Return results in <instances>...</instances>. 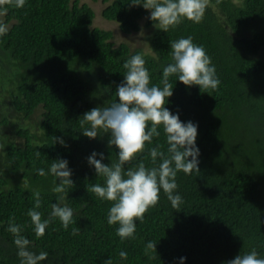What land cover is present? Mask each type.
<instances>
[{
	"label": "trees",
	"instance_id": "obj_1",
	"mask_svg": "<svg viewBox=\"0 0 264 264\" xmlns=\"http://www.w3.org/2000/svg\"><path fill=\"white\" fill-rule=\"evenodd\" d=\"M100 1L107 5L103 18L126 35L139 33L147 21L148 50L117 46L112 31L94 27L93 8L78 0L0 3L5 19L0 26L10 27L0 34V264H20L8 230L12 224L20 226L30 251L48 253L41 264H106L109 259L111 264H179V257H187L186 264H226L253 249L264 257V0H207L200 23L185 19L167 32L153 26L149 10L131 6L130 0H93ZM189 36L204 47L221 81L216 90H200L169 77L173 96L166 107L199 125V171L177 173L179 209L161 190L158 203L137 221L134 236L121 240L118 225L107 223L113 202L91 191L104 178L87 163L96 151L111 166L118 162V150L109 146L110 134L103 130L96 139L85 137L90 125L82 116L117 102L123 64L137 53L145 60L150 85L163 87L170 42ZM159 130L161 135L146 142L125 171L141 163L157 166L161 161L153 163L150 149L158 145L167 155ZM60 158L69 161L73 184L55 193L56 178L37 170L47 172ZM61 196L74 212L67 229L49 216ZM33 208L50 220L41 237L27 214ZM148 242L156 251L147 249Z\"/></svg>",
	"mask_w": 264,
	"mask_h": 264
},
{
	"label": "clouds",
	"instance_id": "obj_2",
	"mask_svg": "<svg viewBox=\"0 0 264 264\" xmlns=\"http://www.w3.org/2000/svg\"><path fill=\"white\" fill-rule=\"evenodd\" d=\"M23 3L24 0H17L18 6H23ZM130 4L149 10L148 19L155 28L164 32L185 19L200 23L207 8V0H130ZM2 32L0 29V34ZM170 49L171 62L162 71L163 87L150 85V73L145 67V60L137 53L123 64L126 71L116 89L117 102L109 107L92 108L82 116L83 122L90 125L82 132L85 137L96 139L98 131L103 130L110 134L109 146H115L118 150V162L111 166L103 163L104 153L96 151L87 157V163L94 168L96 176L104 178V184H94L91 191L101 200L113 202L107 213V223L118 225L116 234L121 240L134 236L137 221H142L147 210L158 203L161 190L167 195L171 206L179 209L183 198L177 191V173L182 171L189 175L193 170L199 171L200 149L196 143L199 125L191 120L182 121L179 112L174 113L166 107L173 96L169 77L176 76L183 85L198 86L200 90H216L221 81L211 57L202 45L193 43L192 37L170 42ZM161 128L168 145L167 155L159 150L158 145L150 149L153 163H156L157 158L161 161L157 166L147 168L141 163L125 171V164L143 152L146 142L151 143L154 137H159ZM57 143L67 146L60 138H57ZM37 174L56 178L52 189L55 193H64L65 187L73 184L67 159H55L47 172L41 168ZM35 196V207L38 208L39 192ZM59 201L53 203L49 216L58 218L67 229L72 223L74 212L63 202V196L59 197ZM27 214L36 236H43L50 220H42L41 213L35 208ZM8 230L15 236L13 242L18 249L20 264H41L47 259V252L37 254L29 250L30 241L20 235L19 225L12 224ZM146 247L156 251L153 242H148ZM127 255L125 251L119 253L122 259H127ZM178 259L179 264H186L187 257ZM106 264H111V260ZM226 264H264V257L253 249L249 253H239Z\"/></svg>",
	"mask_w": 264,
	"mask_h": 264
},
{
	"label": "rangeland",
	"instance_id": "obj_3",
	"mask_svg": "<svg viewBox=\"0 0 264 264\" xmlns=\"http://www.w3.org/2000/svg\"><path fill=\"white\" fill-rule=\"evenodd\" d=\"M3 0H0V3ZM75 1V0H73ZM80 1V3L83 4H88L89 6H91L93 8V10L96 12L97 18L95 20V25L94 27L100 28L102 30H107V31H112L115 34V44L117 46H119L122 43H127L128 45L131 46L132 49H137V48H144L145 50H148L147 47V39L149 37V35L151 34V29H148L146 27V22L147 21H143L141 23L142 29L139 33H135L132 35H126L123 32L120 31L119 29V25L117 23L105 20L102 16L103 11L105 10V8L107 7L106 4H103L101 1L100 2H93V0H78ZM4 14L0 13V24H2L4 22ZM0 29L1 26H0ZM10 29V27H7L5 29H2L3 33L8 32ZM8 102V101H7ZM13 116L14 112L11 111L10 113H8V116ZM39 116H35V118L33 119V122L36 120L38 121Z\"/></svg>",
	"mask_w": 264,
	"mask_h": 264
}]
</instances>
